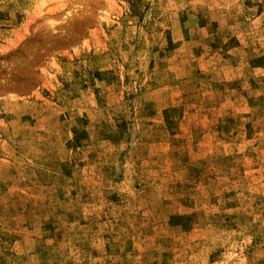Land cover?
I'll list each match as a JSON object with an SVG mask.
<instances>
[{
  "label": "rangeland",
  "instance_id": "1",
  "mask_svg": "<svg viewBox=\"0 0 264 264\" xmlns=\"http://www.w3.org/2000/svg\"><path fill=\"white\" fill-rule=\"evenodd\" d=\"M0 264H264V0H0Z\"/></svg>",
  "mask_w": 264,
  "mask_h": 264
}]
</instances>
